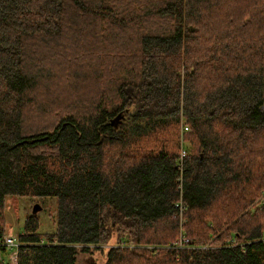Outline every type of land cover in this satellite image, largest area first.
Instances as JSON below:
<instances>
[{
    "label": "trees",
    "instance_id": "trees-1",
    "mask_svg": "<svg viewBox=\"0 0 264 264\" xmlns=\"http://www.w3.org/2000/svg\"><path fill=\"white\" fill-rule=\"evenodd\" d=\"M7 197L17 264H264V0H0Z\"/></svg>",
    "mask_w": 264,
    "mask_h": 264
},
{
    "label": "built area",
    "instance_id": "built-area-1",
    "mask_svg": "<svg viewBox=\"0 0 264 264\" xmlns=\"http://www.w3.org/2000/svg\"><path fill=\"white\" fill-rule=\"evenodd\" d=\"M188 126L187 124L181 122L180 124V130H187ZM186 156V153L184 150H181L179 153V158H177L176 165L181 170L182 168V162L184 157ZM179 181H181V178H179ZM181 187V185H180ZM10 198H7L6 201L10 202ZM13 206V205H12ZM175 209L177 210V213L179 217L184 214V205L181 200L175 202L174 204ZM10 207V203H7V208ZM41 243L43 241L41 240ZM18 246H20V242L18 241L17 233L14 231V227L12 223L6 224V230L4 231L3 235L0 236V248L5 250V253L2 254L0 252V260L6 261L7 264H17V252H18Z\"/></svg>",
    "mask_w": 264,
    "mask_h": 264
},
{
    "label": "rangeland",
    "instance_id": "rangeland-1",
    "mask_svg": "<svg viewBox=\"0 0 264 264\" xmlns=\"http://www.w3.org/2000/svg\"><path fill=\"white\" fill-rule=\"evenodd\" d=\"M188 130H189V126H188V129L187 130H183V131L180 130V135H179V151H178L177 158H179V153L181 152V150H184L186 154L188 153L187 141L185 139V133ZM7 198H10L11 199V197H7ZM17 202H16V205H14L12 199L10 200V202L9 201L7 202L5 200V213H6V218H5V227H4V230H6V224L7 223H12L13 224V227H14V231L16 233L19 232V229H18V227H19L18 226V224H19L18 223V218H19V212H20V211H18V207H19L18 205H19V203H17ZM7 203L8 204L10 203V207L9 208H7ZM25 204H26V206H29L30 205V203H28V201H25ZM46 218H43L42 219L43 225H44V227L42 228V230L48 229L47 228L48 220ZM185 221H186L185 215H181V217H179L180 226L184 225ZM181 237H183V235H180V238L177 241V243L179 244V246H181L182 243L186 241L185 238H181ZM97 261H98L97 258H91V256H89L88 254H80L79 257H78L77 264H95V262L97 264Z\"/></svg>",
    "mask_w": 264,
    "mask_h": 264
},
{
    "label": "water",
    "instance_id": "water-1",
    "mask_svg": "<svg viewBox=\"0 0 264 264\" xmlns=\"http://www.w3.org/2000/svg\"><path fill=\"white\" fill-rule=\"evenodd\" d=\"M200 157H201V155H200ZM41 209V205L38 203V202H34L33 204H32V211L33 212H37L38 210H40Z\"/></svg>",
    "mask_w": 264,
    "mask_h": 264
}]
</instances>
